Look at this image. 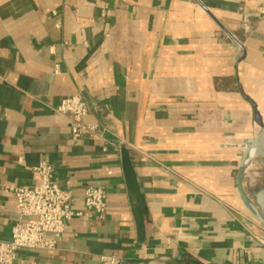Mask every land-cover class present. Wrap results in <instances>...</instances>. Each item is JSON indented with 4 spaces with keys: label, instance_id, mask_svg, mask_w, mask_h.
Here are the masks:
<instances>
[{
    "label": "crops",
    "instance_id": "crops-1",
    "mask_svg": "<svg viewBox=\"0 0 264 264\" xmlns=\"http://www.w3.org/2000/svg\"><path fill=\"white\" fill-rule=\"evenodd\" d=\"M73 95L100 136L52 111ZM263 114L264 0H0V241L47 163L73 209L94 186L106 211L15 264H264V183L243 196L230 147Z\"/></svg>",
    "mask_w": 264,
    "mask_h": 264
},
{
    "label": "built area",
    "instance_id": "built-area-1",
    "mask_svg": "<svg viewBox=\"0 0 264 264\" xmlns=\"http://www.w3.org/2000/svg\"><path fill=\"white\" fill-rule=\"evenodd\" d=\"M262 18L263 16H244V24L248 22L246 29L253 30ZM52 111L69 117L72 139L82 135H101L97 127L84 124L88 105L81 95L62 99ZM32 172L39 180L36 185L9 189L18 216L11 227L10 239L0 241V264H15L17 255L24 251H54L72 219L89 217L92 213L102 218L105 214L106 194L100 187H87L82 195L83 210H75L72 208L74 197L71 191L58 185L51 165L39 163ZM121 263L119 257L103 255L97 264Z\"/></svg>",
    "mask_w": 264,
    "mask_h": 264
},
{
    "label": "rangeland",
    "instance_id": "rangeland-1",
    "mask_svg": "<svg viewBox=\"0 0 264 264\" xmlns=\"http://www.w3.org/2000/svg\"><path fill=\"white\" fill-rule=\"evenodd\" d=\"M251 142L252 141H249L248 144L246 143L234 146L230 145L231 149L236 151L237 153L235 161L233 163L234 177L237 189L241 191L243 196L247 195L250 186L253 185L261 187L264 183V158H262L260 150L254 157L249 160L250 165H242V160L246 156V152L251 148L253 144V142ZM248 145L250 147L247 149V151H245ZM227 147L223 145L221 146V148L224 149H226Z\"/></svg>",
    "mask_w": 264,
    "mask_h": 264
},
{
    "label": "bare ground",
    "instance_id": "bare-ground-1",
    "mask_svg": "<svg viewBox=\"0 0 264 264\" xmlns=\"http://www.w3.org/2000/svg\"><path fill=\"white\" fill-rule=\"evenodd\" d=\"M252 142H253V144H252V146H251V148L247 151V149L250 147L249 145H248V147L246 148V150L245 151H247L246 152V156L244 157V159L242 160V165H250L249 164V160L252 158V157H254L257 153H258V151L260 150V152H261V155H262V158H263V156H264V151L262 150V148L260 147V145H258L257 144V142H256V139H254V140H252ZM251 142V143H252ZM263 146H264V137H263ZM244 153V152H243ZM251 210V209H250Z\"/></svg>",
    "mask_w": 264,
    "mask_h": 264
},
{
    "label": "water",
    "instance_id": "water-1",
    "mask_svg": "<svg viewBox=\"0 0 264 264\" xmlns=\"http://www.w3.org/2000/svg\"><path fill=\"white\" fill-rule=\"evenodd\" d=\"M230 36V35H229ZM263 137H264V124L261 125V129L260 132L258 133V135L256 136V142L258 145H260V147L262 148V150L264 151V146H263ZM264 158V156H263ZM262 217H263V224H264V190H263V194H262Z\"/></svg>",
    "mask_w": 264,
    "mask_h": 264
}]
</instances>
